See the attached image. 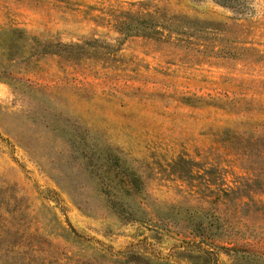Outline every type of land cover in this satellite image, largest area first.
Segmentation results:
<instances>
[{
    "label": "rangeland",
    "instance_id": "1",
    "mask_svg": "<svg viewBox=\"0 0 264 264\" xmlns=\"http://www.w3.org/2000/svg\"><path fill=\"white\" fill-rule=\"evenodd\" d=\"M155 7L195 22L120 30ZM11 28L25 30L23 50L33 35L85 50L10 64L0 53L12 71L0 79V190L35 235L16 252L23 264H206L184 221L202 203L170 164L184 156L227 183L248 175L217 135L264 120V0H0V31ZM240 219L237 243L264 256V219Z\"/></svg>",
    "mask_w": 264,
    "mask_h": 264
},
{
    "label": "trees",
    "instance_id": "2",
    "mask_svg": "<svg viewBox=\"0 0 264 264\" xmlns=\"http://www.w3.org/2000/svg\"><path fill=\"white\" fill-rule=\"evenodd\" d=\"M237 2L239 0H219L221 4L233 7ZM127 15L128 17L120 20L119 26L126 35L155 37L157 34L162 35L163 30L171 31L175 28L173 24L168 23L169 21L179 23L187 19L188 22H195L184 15L169 14L161 7L147 11L143 17L130 13ZM3 36H6V40L0 44V53L9 64L13 61H29L38 54L60 53L67 58H76L85 53L78 44H57L58 50H53L51 42H43L34 35L29 36L28 40L36 46L23 50L22 42H27L26 32L19 28L0 31V39ZM11 75V70H0V79L10 80ZM257 110L264 112V107L259 105ZM247 123L242 129L226 127L217 135L219 142L239 154L247 176L235 177L232 183H227L220 172L215 170L198 168L195 175L194 165L199 163L184 156L178 157L170 164L171 173L176 178L188 181V195L202 203L195 206L193 216H186L184 221H186L185 228L189 229L194 238L192 242L187 241V243L196 249L199 256L204 257L206 264L217 263L218 250L227 252L230 257L228 264H264L262 253L256 252L247 245L239 244L236 240L240 233L236 225L246 223L242 222L241 217L249 222L259 218L264 219V202L257 201L253 196L256 190L264 193V120ZM133 182L135 183V177H130L127 185L134 187ZM2 193L1 189L0 264H23L25 259L16 252L20 246H32L35 235L28 231L30 220L22 210L19 198L15 195L5 197L7 193ZM113 203L118 206L124 204L121 200H113ZM141 219L143 217L136 216L131 220ZM244 226L248 225L244 224ZM31 249L30 247L27 250Z\"/></svg>",
    "mask_w": 264,
    "mask_h": 264
}]
</instances>
